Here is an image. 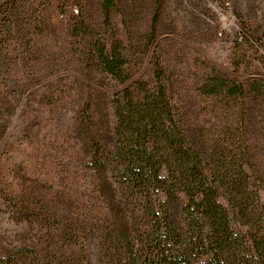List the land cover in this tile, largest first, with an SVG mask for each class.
Returning <instances> with one entry per match:
<instances>
[{
	"label": "trees",
	"instance_id": "obj_1",
	"mask_svg": "<svg viewBox=\"0 0 264 264\" xmlns=\"http://www.w3.org/2000/svg\"><path fill=\"white\" fill-rule=\"evenodd\" d=\"M113 5H103L107 21ZM12 28L0 13L7 43ZM91 30L84 20L75 25L81 64L57 77V92L46 97L53 109L68 98L77 105L69 185L62 170L50 197L0 189L12 213L46 231L61 264H264L260 70H247L243 82L201 60L204 71L192 72L186 87L199 93L184 94L160 59L149 76L133 78L121 40L110 45ZM18 33L27 36L23 27ZM243 46L253 48L247 34L237 42ZM232 59L240 70L242 55ZM60 86L72 89L68 98ZM14 257L39 259L34 248Z\"/></svg>",
	"mask_w": 264,
	"mask_h": 264
},
{
	"label": "rangeland",
	"instance_id": "obj_2",
	"mask_svg": "<svg viewBox=\"0 0 264 264\" xmlns=\"http://www.w3.org/2000/svg\"><path fill=\"white\" fill-rule=\"evenodd\" d=\"M113 3L107 21L103 5ZM0 13L11 22L9 42L15 47L7 49L8 38L0 35V189L15 188L20 197L41 192L50 197L60 189L62 170L63 184L69 185L65 178L78 143L71 130L77 105L68 98L72 89L63 91L64 86L60 96L66 102L53 109L47 100L57 89V77L81 64L77 55L84 42L73 35L81 20L110 45L121 40L133 78L149 76L160 59L176 73L184 94L199 93L186 87L192 72L204 71L201 60L239 81L246 82L249 69L264 76V0H0ZM246 34L253 48L237 49ZM235 52L242 55L240 70L233 64ZM8 202V196H0V264H26L14 254L29 248L38 253L37 264H61L49 252L46 231L31 225L29 216H15Z\"/></svg>",
	"mask_w": 264,
	"mask_h": 264
}]
</instances>
